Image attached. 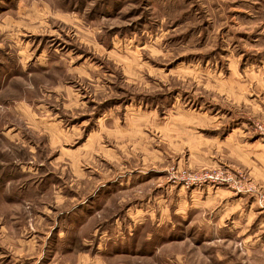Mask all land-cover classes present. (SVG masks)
<instances>
[{"label":"rangeland","instance_id":"obj_1","mask_svg":"<svg viewBox=\"0 0 264 264\" xmlns=\"http://www.w3.org/2000/svg\"><path fill=\"white\" fill-rule=\"evenodd\" d=\"M0 211L37 264H264V0H0Z\"/></svg>","mask_w":264,"mask_h":264},{"label":"crops","instance_id":"obj_2","mask_svg":"<svg viewBox=\"0 0 264 264\" xmlns=\"http://www.w3.org/2000/svg\"><path fill=\"white\" fill-rule=\"evenodd\" d=\"M11 211H0V220L6 219L7 223L11 222L12 219H7L8 214ZM17 215L22 217L24 215V211H17ZM29 212V211H28ZM31 220H28L25 224H31V232L32 236H30V240H25L22 238V235H19L18 226L21 225L22 231H24L25 227H23V223H13V224H2L0 225V250L4 251L5 254L3 257H6L8 260L5 264H23L30 262L31 264H37L40 259V247H38L39 243L43 244L45 239L47 240L49 236V230L46 227V223L44 220L38 216L36 211H31ZM25 213H27L25 211ZM24 224V225H25ZM18 228V229H17ZM24 228V229H23ZM17 229V230H14ZM18 237V238H17ZM37 238V239H36ZM40 239V240H38ZM28 259V260H27ZM54 262V261H52ZM0 264H3L0 261Z\"/></svg>","mask_w":264,"mask_h":264}]
</instances>
